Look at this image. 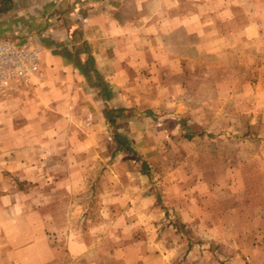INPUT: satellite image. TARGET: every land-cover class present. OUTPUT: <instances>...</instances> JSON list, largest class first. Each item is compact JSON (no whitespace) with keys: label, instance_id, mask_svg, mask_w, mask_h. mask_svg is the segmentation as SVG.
I'll return each instance as SVG.
<instances>
[{"label":"rangeland","instance_id":"374dc122","mask_svg":"<svg viewBox=\"0 0 264 264\" xmlns=\"http://www.w3.org/2000/svg\"><path fill=\"white\" fill-rule=\"evenodd\" d=\"M218 33H194V52L182 35L178 48L168 40L165 48L134 50L132 64L98 71L92 63L85 84L72 74L41 78L46 93L28 92L25 106L8 96L18 145L7 143L13 118H3L0 264H132L142 256L146 264H236L230 239L240 232L250 243L264 230L235 223L251 220L263 200L264 99L246 101L251 92H236L233 72L222 71L235 66L218 65L234 49L206 55V38ZM79 38L70 35L58 52L85 66L92 50L87 41L75 45ZM225 75L227 95L216 97ZM29 82L0 95L36 90L39 83ZM12 151L19 157L13 171L4 161ZM209 190L216 207L206 210ZM209 211L223 221L227 242L206 234ZM106 238L116 240L111 255L101 252Z\"/></svg>","mask_w":264,"mask_h":264},{"label":"crops","instance_id":"0c3cea01","mask_svg":"<svg viewBox=\"0 0 264 264\" xmlns=\"http://www.w3.org/2000/svg\"><path fill=\"white\" fill-rule=\"evenodd\" d=\"M4 1L9 0H0V40L9 39L27 45H37L42 50L40 77L36 76L30 80L39 83L36 90L25 87L24 94L7 92L6 98L0 95V131L4 127L3 118H13L9 123L11 125L6 127L10 128V139L7 143L12 146L11 149L18 145V126L17 110L10 111L7 107L9 97L12 106L20 101V105L31 104L30 97L33 95L28 92L46 93L45 89L42 91L40 88L41 80L55 73L59 74L60 80L69 77L67 74L80 77L84 84L90 80L83 68L85 60L81 58L80 64L74 66L69 58L60 57L58 52L60 48L68 46L69 36L72 37L73 34L80 37L75 41V45L78 43L81 47V44L87 41L92 50L91 57L95 69L99 71L102 66V70L107 71L108 66L113 64L134 63L131 61L134 50L146 51L150 47H156V43H161L160 46L157 45L158 48H165L163 43L168 40L178 48L183 46L179 43L180 36L186 35L185 48L194 52V33L219 32L215 39L206 38V55L212 56L220 54L224 49H234V56L223 58L225 56L219 55L221 59L218 65L235 66L233 70L225 67L222 71L225 74L233 72L236 92H251L246 101L249 99L250 102H257L264 99V56L259 57V52L264 53V0H29L30 3H25L24 0H10L8 7H4ZM218 26L219 28H216ZM202 46L205 47L204 44ZM246 49L250 51L244 57ZM248 74L251 77L246 78ZM252 79H256L257 83L251 85ZM227 80V75L223 78L219 76L218 89L213 91L214 96L227 95L224 93L227 92ZM11 85L12 90L17 86L15 83ZM2 143L0 136V144ZM12 153L13 151L9 158L5 155L4 159L10 163L11 171L19 162L18 153ZM3 157L0 154V161ZM262 160L258 155L255 157L256 167L262 165L259 163ZM261 173L263 175L262 171ZM261 193L263 200L262 203L254 205L253 208L257 210L254 217L245 222L240 218L241 221L235 223L241 226L244 223L264 225V192ZM212 194L214 195L211 190L206 192V210L216 207L210 203ZM211 212H206V234L211 240L227 242L226 231L220 227L223 221L219 217L213 218L216 213L213 212L212 215ZM244 240L247 239L240 232L230 239L239 251L235 253L236 264H241L239 258L243 254L251 256L257 264H264V230L251 235L250 243H244ZM105 241L110 242L101 252L111 255L116 240L106 238ZM79 246L85 250L88 244L78 245V248ZM128 251L130 250L126 249V253ZM124 255L128 257V253ZM142 258L138 260L139 264H146V259ZM138 261H133L132 264H137ZM124 264L131 263L124 259Z\"/></svg>","mask_w":264,"mask_h":264},{"label":"built area","instance_id":"2783aa9c","mask_svg":"<svg viewBox=\"0 0 264 264\" xmlns=\"http://www.w3.org/2000/svg\"><path fill=\"white\" fill-rule=\"evenodd\" d=\"M41 54L37 45L0 40V93L13 83H28L38 76Z\"/></svg>","mask_w":264,"mask_h":264},{"label":"trees","instance_id":"16d2710c","mask_svg":"<svg viewBox=\"0 0 264 264\" xmlns=\"http://www.w3.org/2000/svg\"><path fill=\"white\" fill-rule=\"evenodd\" d=\"M92 60L90 63L86 64L85 66H83L84 69H88V68H91L92 67ZM80 68V66H78ZM82 68V67H81Z\"/></svg>","mask_w":264,"mask_h":264}]
</instances>
